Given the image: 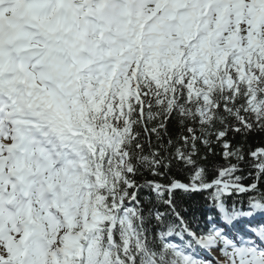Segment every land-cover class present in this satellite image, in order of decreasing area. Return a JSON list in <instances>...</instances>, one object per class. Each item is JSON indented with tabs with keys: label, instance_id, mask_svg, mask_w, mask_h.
Instances as JSON below:
<instances>
[{
	"label": "snow or ice",
	"instance_id": "1",
	"mask_svg": "<svg viewBox=\"0 0 264 264\" xmlns=\"http://www.w3.org/2000/svg\"><path fill=\"white\" fill-rule=\"evenodd\" d=\"M0 264H264V0H0Z\"/></svg>",
	"mask_w": 264,
	"mask_h": 264
},
{
	"label": "trees",
	"instance_id": "2",
	"mask_svg": "<svg viewBox=\"0 0 264 264\" xmlns=\"http://www.w3.org/2000/svg\"><path fill=\"white\" fill-rule=\"evenodd\" d=\"M204 195L206 196L207 193H204ZM194 199H201L200 197H194Z\"/></svg>",
	"mask_w": 264,
	"mask_h": 264
},
{
	"label": "rangeland",
	"instance_id": "3",
	"mask_svg": "<svg viewBox=\"0 0 264 264\" xmlns=\"http://www.w3.org/2000/svg\"><path fill=\"white\" fill-rule=\"evenodd\" d=\"M215 255V254H214Z\"/></svg>",
	"mask_w": 264,
	"mask_h": 264
}]
</instances>
